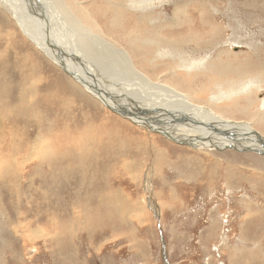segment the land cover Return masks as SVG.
Returning a JSON list of instances; mask_svg holds the SVG:
<instances>
[{
	"label": "rangeland",
	"instance_id": "1",
	"mask_svg": "<svg viewBox=\"0 0 264 264\" xmlns=\"http://www.w3.org/2000/svg\"><path fill=\"white\" fill-rule=\"evenodd\" d=\"M18 1L40 31L38 5ZM50 1L49 29L104 87L144 89L128 61L152 89L168 85L264 138V0ZM25 76L35 100L20 104ZM198 145L92 97L0 5V264H264V154Z\"/></svg>",
	"mask_w": 264,
	"mask_h": 264
},
{
	"label": "bare ground",
	"instance_id": "2",
	"mask_svg": "<svg viewBox=\"0 0 264 264\" xmlns=\"http://www.w3.org/2000/svg\"><path fill=\"white\" fill-rule=\"evenodd\" d=\"M14 1H15V7H13L12 0H0V5L4 6L5 9L9 12L12 19H14L16 24L19 26V29L21 30L23 35L27 39H29L35 46H37V48L53 63L59 65L61 68L65 67L68 75L69 76L71 75L70 77L75 82L79 83V85L83 88L84 91L89 93L92 97L101 100L106 106L109 107V109L119 113L123 118L131 121L132 123L136 124L139 127H145V128L149 127L151 128L152 131L160 133L170 140L176 141L178 143L182 142L183 144L192 147L193 146L196 147L198 144H201L200 146L208 145L210 147L220 146L219 148L243 147V149L247 148L250 150H261V152L264 154V148L263 146H261V144H259L261 142L260 137L261 138L263 137L258 133V131H255L254 128H252L249 123L246 122L240 123L233 120L222 119L221 117L214 114L211 109L190 103L186 99L185 95L173 91V89L168 87V85L162 83H156L158 89L157 90L152 89L151 84L153 83H151V81L145 75H143L141 72L136 71L135 68L131 66V64L127 61V57L124 55L125 53L122 54L121 56H124V58L127 61L128 64L127 67H128V72L130 74V78L135 79V85L136 84L140 85L138 86V89L139 87L144 88V89L141 88L140 89L146 91L145 95L144 94L140 95L139 93L141 91L140 89L139 92L135 91L136 93H131V96H127L120 91H114L113 88L104 87L103 83L100 81V78L93 76V70L91 69V66L86 63V59L88 58L81 53V50H79L77 46L76 48L73 46L74 47L73 48L71 44L65 39L66 33L64 36L62 33L63 30L61 28H59L60 31L56 29L55 32L54 29H52L55 27V24L57 23L56 20L58 19L55 18L56 17L54 13L55 11L53 9V5L50 0L25 1L27 3L26 5L29 6L28 7L30 9L29 11L33 10L30 7L31 1H33L38 5L39 10L42 11V15L46 16V18H44V21L40 19L43 25L40 31L37 30L35 25L33 24V19L30 16L29 18H27V10L24 11L18 0H14ZM50 8L52 9V11ZM174 10L176 11L175 13L177 12L180 13L179 11H181L182 13L184 12V9L182 10V8L177 9L176 7V9ZM45 19H49V21H51L52 28L49 29L48 27L46 30V25L44 23ZM178 20L179 18L174 20V23H177ZM91 36L98 39L94 35ZM184 38L186 40L194 39L189 35L184 36ZM56 41L58 42V44L59 41L64 43L63 51L59 53V57L55 55V53L57 52V47L55 46ZM62 46L63 45L59 46L60 50ZM68 51H72L75 55L70 56ZM219 61L220 60H218L217 62L219 63ZM177 74L182 75L181 73H177ZM34 85H35L34 81H32V79L29 78L28 81L24 83V89L27 90H25L24 94L21 96L20 104L27 99H30V101H32V97L33 100H35L34 94L32 93L31 95L29 93ZM69 85L72 89H74V91L77 92V90L75 89L77 84L75 85L74 83L71 82V84ZM184 85L186 89L190 88L188 84L184 83ZM155 93L162 94L164 96L162 97L157 96L155 95ZM217 96L215 94V97L212 96L211 99H215L217 98ZM219 99L221 100V98ZM14 110L15 108L13 109V111ZM63 113L65 114L66 112L64 111ZM197 134H202V136L200 138H197L196 137Z\"/></svg>",
	"mask_w": 264,
	"mask_h": 264
},
{
	"label": "water",
	"instance_id": "3",
	"mask_svg": "<svg viewBox=\"0 0 264 264\" xmlns=\"http://www.w3.org/2000/svg\"><path fill=\"white\" fill-rule=\"evenodd\" d=\"M45 25H46V30H47V28L49 27V25H48L46 22H45ZM63 71H64V72H65V71L67 72V70H66L65 67H63ZM70 76H71V75H70ZM260 139H261V140H260L261 142H260L259 144H261V146H263V148H264V141H263L264 139L261 138V137H260ZM179 143H181V142H179Z\"/></svg>",
	"mask_w": 264,
	"mask_h": 264
}]
</instances>
